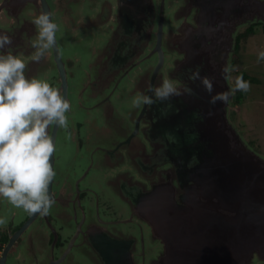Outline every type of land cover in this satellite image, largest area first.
<instances>
[{
  "label": "water",
  "instance_id": "water-1",
  "mask_svg": "<svg viewBox=\"0 0 264 264\" xmlns=\"http://www.w3.org/2000/svg\"><path fill=\"white\" fill-rule=\"evenodd\" d=\"M140 1L148 9L147 18L138 20L140 27L145 22L149 25L146 32L142 28L137 30V25L133 30L125 25L129 20L138 23L135 8L132 9L134 3L129 5V0H118L127 9V16L119 14L115 19L102 21V27L107 24L108 30L97 34L109 32L110 39V24H116L111 36L120 46H127L121 51L111 50L116 60L100 69L106 84L112 72L117 70L116 77H122L133 69L142 53L149 52L147 58L154 55L155 61L124 86L119 109L113 106L123 120L131 125L136 122L135 132L125 142H130L134 135L137 137V123L142 126L145 122L146 129L152 121L154 124V130L143 132L146 136L141 137L152 146L153 150L149 148L152 159L157 162L159 159L158 168L149 173H156L155 183H148V191L137 199L142 220L152 238L157 239L163 264H264V154L247 142L233 121L234 95L227 104L209 103L212 95L228 90L221 67L232 64L240 27L264 22V0H197L199 11L196 18L191 17L192 23L187 20L189 11L178 14L184 17L185 28L181 33L176 32L179 25L172 17L164 24L163 13L154 32L156 0ZM41 2L44 11L51 12L48 3ZM65 23V32H68L70 23ZM89 26L93 25L86 23L84 27ZM98 26L101 23L97 29ZM170 27L173 39L168 50L163 36ZM127 33L130 36H125ZM153 34L157 40L151 48ZM93 48L95 52L101 47L93 44ZM54 49L60 65V55ZM197 68L201 77L213 80L211 94L199 79H189ZM164 77L181 86L187 84L192 94L174 96L150 107H132V98L137 93L149 94V87L159 86ZM109 139L113 142L112 153L119 159L115 167L106 164L110 167L106 173L110 176L117 173L122 183L127 180L128 169L134 170L130 163L133 150L115 142L114 134ZM135 150L144 154L142 148ZM135 176L140 177V173L136 172ZM100 242H93L92 246L98 249L104 264H118L125 256L127 240L104 237Z\"/></svg>",
  "mask_w": 264,
  "mask_h": 264
},
{
  "label": "flooded vegetation",
  "instance_id": "flooded-vegetation-1",
  "mask_svg": "<svg viewBox=\"0 0 264 264\" xmlns=\"http://www.w3.org/2000/svg\"><path fill=\"white\" fill-rule=\"evenodd\" d=\"M4 1L0 0V32H7L13 43L2 51H11L24 59L28 65L26 75L47 80L53 87L59 88L62 95L71 102L72 108L67 114L69 118L67 131L56 126L50 130L56 149L52 158L56 176L49 188L55 199L49 213L28 215L23 210L18 211L0 197V217L7 220L6 226L0 227V264H87V262L104 264L100 252L92 246L93 242H100L104 237L128 241L124 249L125 256L118 264L132 262L163 264L161 259L163 253L156 244L157 239L152 238L149 227L142 220L143 215L137 203V199L148 191L147 184L155 183L153 181L156 179V173L153 175L149 173L158 168L159 159L158 162L155 158L152 159V153L149 151V148L153 150L152 146L141 138L142 134L146 136L143 132L149 133L150 130H154V124L152 121L146 129L145 122L142 126L141 123H137L139 125L137 137L134 135L130 142H125L128 136L135 132L136 122L131 125L129 121L122 119L121 114L113 110V106L119 109L121 105L124 86L130 84L129 81L150 62L155 61L154 55L147 58L149 52L142 53L139 57L140 62L133 69L122 77H116L117 70L112 72L106 84L101 77L100 69L116 60L117 56L111 50L121 51L126 46V44L120 46L111 36L113 26L116 24H110V39L109 32L98 35V39L100 38L98 44L87 40L89 34L97 32H88V35H84L87 32L77 31L82 23L84 24L82 27L86 23L93 26L101 23L98 28L108 30L107 24L102 27V21L115 19L119 14L126 15L127 9L124 10L118 0H45L54 22L58 25L56 36L57 51L61 58L59 65L55 49L50 50L47 57L39 63L31 62L29 59L34 51L30 41L36 33L31 19L44 11L41 0L37 2L27 0L25 3L8 0L10 4ZM133 3L132 9L135 8L137 22L147 18L146 4L140 0H129V5ZM85 4L91 5L89 11H95L93 17L87 18L83 15L82 9ZM156 6L154 32L159 27L161 13L165 18L164 24L172 17L179 25L176 32L181 33L185 28L182 24L184 17H179L178 14L189 11L190 17H187V20L192 23V18H196L199 11L197 0H156ZM171 8H174L171 10L172 13ZM130 14L133 15V12ZM65 22L70 23L68 32H65ZM125 25L131 30L134 27L136 29L137 25V30L142 28V32H146L149 27L146 22L140 27V22L133 23L132 20ZM169 29L170 31H166L163 36V44L167 45L164 46L165 49L170 48L169 42L173 39L169 34L173 30L171 27ZM71 35V44L78 47L82 54L87 49L91 50L87 65H81V57L78 55L75 60L68 59L65 62L61 50L66 44L65 37ZM76 35L79 38H76ZM128 35L130 36L128 33L125 36ZM152 37L151 48H154L157 37L155 34ZM93 44L101 48L94 52ZM174 49L176 50L175 47ZM235 50L237 51V38ZM49 72H52V75L46 78ZM72 92L77 96L75 104L71 97ZM81 113L84 115L80 116ZM112 134L115 136V142L124 143L123 148L128 145L133 150L130 154V163L134 170L128 169L127 180L122 183L119 182L120 176L117 173L113 174L114 176L106 173L110 168L106 164L115 167L119 159L112 153L113 142L109 139ZM138 148H142L144 154L135 150ZM122 155L123 153L120 154L121 159ZM136 172L140 173V177L136 178ZM98 174L101 177L99 182ZM112 194L124 201L127 207L119 208L111 197ZM92 211L93 214L90 215ZM132 223L137 224L138 235Z\"/></svg>",
  "mask_w": 264,
  "mask_h": 264
},
{
  "label": "clouds",
  "instance_id": "clouds-1",
  "mask_svg": "<svg viewBox=\"0 0 264 264\" xmlns=\"http://www.w3.org/2000/svg\"><path fill=\"white\" fill-rule=\"evenodd\" d=\"M31 23L36 33L30 41L34 51L29 59L39 63L50 50L58 47V25L49 11L35 15ZM12 43L7 32H0V197L28 215H46L55 203L49 191L56 176L52 163L56 149L50 130L56 126L67 131V114L72 105L61 90L47 80L27 76L28 65L24 59L11 51H2ZM257 59L264 60V50L258 52ZM220 71L229 88L212 95L209 103L227 104L237 91L251 90L250 82L242 75L233 78L236 69L231 63L224 64ZM189 79H199L208 93L213 92V80L201 77L199 68ZM148 92L137 93L132 98V107H150L174 96L192 94V89L164 77L159 86L149 87ZM6 223V218L0 217V227Z\"/></svg>",
  "mask_w": 264,
  "mask_h": 264
},
{
  "label": "rangeland",
  "instance_id": "rangeland-1",
  "mask_svg": "<svg viewBox=\"0 0 264 264\" xmlns=\"http://www.w3.org/2000/svg\"><path fill=\"white\" fill-rule=\"evenodd\" d=\"M90 6H88V4H85L83 5V9H82L83 15L86 16L87 18L89 17L91 18L95 15V11L93 12L89 11V8L91 9ZM253 24H259L255 28V33L253 35H250L248 38H243L241 41V68L245 70L250 76L255 77L257 80L254 82H250V80H247L248 82H250L251 90L248 91L244 100L241 103H237L232 108L231 117L235 122V124L237 125V127L239 128L240 132L243 134L244 138L247 140V142L255 150L259 151V153L261 152L262 154H264V60L257 59L258 52L264 50V26H263L264 22L253 23ZM251 25L241 26L237 32L236 38L240 33L241 34L246 33L247 28L250 27ZM80 29L81 28H79L78 31H80ZM101 30L102 28L97 29L96 26H89L87 28L82 27L83 32L100 33ZM71 37L72 35L65 37L64 44L65 42L66 44L65 47L63 45V50H61L65 62H67L68 59L75 60L78 55L81 57L80 58L81 59L80 63H82L81 65L82 66L87 65V59L92 53L91 50L87 49L82 54L78 47L71 44L72 41ZM88 39H90L92 42H95L97 44L99 43L98 40H100V38L98 39L97 33L89 34ZM233 59L234 58H232V65H233ZM51 75L52 72H49L46 78H49ZM71 97L73 103L75 104L77 96L72 92ZM83 115H84L83 113L80 114V116ZM233 115L236 118H234ZM62 167L64 166L62 165ZM100 179L101 177L98 174L97 181L99 182ZM111 197L113 198V200L115 201L116 205L119 208L124 207L125 209V207H127V204L124 201L118 199L115 194H112ZM19 210L22 209H18V211ZM89 214L92 215L93 211L90 212ZM132 224L135 233L138 235L139 229L137 224L134 223ZM123 227L128 228L131 226H123ZM87 264L89 263L87 262Z\"/></svg>",
  "mask_w": 264,
  "mask_h": 264
},
{
  "label": "trees",
  "instance_id": "trees-1",
  "mask_svg": "<svg viewBox=\"0 0 264 264\" xmlns=\"http://www.w3.org/2000/svg\"><path fill=\"white\" fill-rule=\"evenodd\" d=\"M258 25L259 24H252L250 27L247 28L246 33H242V34L240 33V35H238L237 37V51L235 52L233 57L234 58L233 66L235 67L236 71H234L232 74L233 78H235L238 75H242L245 81L250 80V82H254L257 80L255 77L250 76L245 70L241 68V41L243 38H248L250 35H253L255 33V28ZM247 93L248 92L237 91L234 94L233 105H236L237 103H241L244 100ZM233 117L236 118L234 115Z\"/></svg>",
  "mask_w": 264,
  "mask_h": 264
}]
</instances>
